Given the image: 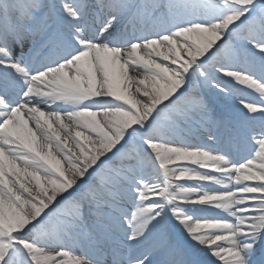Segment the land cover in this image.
I'll use <instances>...</instances> for the list:
<instances>
[{"label": "snow or ice", "instance_id": "6c2138e0", "mask_svg": "<svg viewBox=\"0 0 264 264\" xmlns=\"http://www.w3.org/2000/svg\"><path fill=\"white\" fill-rule=\"evenodd\" d=\"M0 264H264V0H0Z\"/></svg>", "mask_w": 264, "mask_h": 264}]
</instances>
